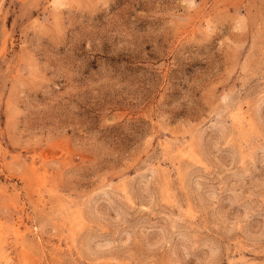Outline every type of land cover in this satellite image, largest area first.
I'll list each match as a JSON object with an SVG mask.
<instances>
[{
	"label": "rangeland",
	"instance_id": "obj_1",
	"mask_svg": "<svg viewBox=\"0 0 264 264\" xmlns=\"http://www.w3.org/2000/svg\"><path fill=\"white\" fill-rule=\"evenodd\" d=\"M0 264H264V0H0Z\"/></svg>",
	"mask_w": 264,
	"mask_h": 264
}]
</instances>
